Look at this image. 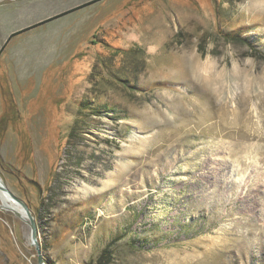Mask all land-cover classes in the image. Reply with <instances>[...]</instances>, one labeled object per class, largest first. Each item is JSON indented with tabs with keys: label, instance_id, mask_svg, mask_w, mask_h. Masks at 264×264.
Returning a JSON list of instances; mask_svg holds the SVG:
<instances>
[{
	"label": "rangeland",
	"instance_id": "374dc122",
	"mask_svg": "<svg viewBox=\"0 0 264 264\" xmlns=\"http://www.w3.org/2000/svg\"><path fill=\"white\" fill-rule=\"evenodd\" d=\"M0 178L47 264H264V0H0Z\"/></svg>",
	"mask_w": 264,
	"mask_h": 264
},
{
	"label": "water",
	"instance_id": "95a60500",
	"mask_svg": "<svg viewBox=\"0 0 264 264\" xmlns=\"http://www.w3.org/2000/svg\"><path fill=\"white\" fill-rule=\"evenodd\" d=\"M0 191L4 192L9 198L12 200V203L16 204L17 207L20 208V212H18L15 208L9 205H0L1 208L10 210L14 214H16L19 218H21L24 222L29 225L30 228V240L31 243L34 245L36 252H37V263L38 264H47L40 252L39 243L37 240V226L33 215L27 205V203L20 197L16 196L2 181L0 178Z\"/></svg>",
	"mask_w": 264,
	"mask_h": 264
},
{
	"label": "bare ground",
	"instance_id": "6f19581e",
	"mask_svg": "<svg viewBox=\"0 0 264 264\" xmlns=\"http://www.w3.org/2000/svg\"><path fill=\"white\" fill-rule=\"evenodd\" d=\"M194 66L196 67V70H202L205 68V66L208 65H202L198 60L195 61ZM0 199L2 204L1 205H9L12 206L13 208H15L18 212L21 213L20 208L16 206V204L12 203V200L9 198V196H7L4 192L0 191ZM22 214V213H21Z\"/></svg>",
	"mask_w": 264,
	"mask_h": 264
},
{
	"label": "trees",
	"instance_id": "16d2710c",
	"mask_svg": "<svg viewBox=\"0 0 264 264\" xmlns=\"http://www.w3.org/2000/svg\"><path fill=\"white\" fill-rule=\"evenodd\" d=\"M79 7V6H78ZM52 19V18H50ZM46 21V20H45ZM42 23V22H40ZM34 26V25H33ZM31 26V27H33ZM98 260H97V264H106L107 262H109L110 260V251H109V245H105V247H103L99 254H98ZM45 260L48 262V260L45 258ZM49 263V262H48ZM93 263V262H92Z\"/></svg>",
	"mask_w": 264,
	"mask_h": 264
}]
</instances>
